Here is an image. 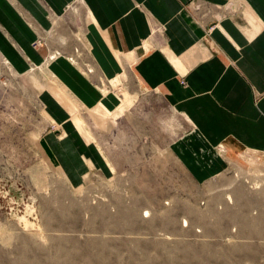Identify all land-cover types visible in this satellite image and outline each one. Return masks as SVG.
Wrapping results in <instances>:
<instances>
[{
    "label": "rangeland",
    "instance_id": "obj_1",
    "mask_svg": "<svg viewBox=\"0 0 264 264\" xmlns=\"http://www.w3.org/2000/svg\"><path fill=\"white\" fill-rule=\"evenodd\" d=\"M70 18L64 34L55 21L38 35L39 61L18 50L26 63L19 68L0 48V264H264V152L244 149L228 160L226 149L221 175L207 182L186 175L171 143L188 123L135 76L111 86L121 104L125 90L137 93L125 92L132 104L124 118L89 111L96 108L52 69L56 40L62 49L82 42V20ZM51 95L65 124L48 109ZM66 124L110 174L76 153L72 165L85 167L72 180L50 147L66 148ZM247 151L261 155L260 166L242 158Z\"/></svg>",
    "mask_w": 264,
    "mask_h": 264
},
{
    "label": "crops",
    "instance_id": "obj_2",
    "mask_svg": "<svg viewBox=\"0 0 264 264\" xmlns=\"http://www.w3.org/2000/svg\"><path fill=\"white\" fill-rule=\"evenodd\" d=\"M69 12L82 20L83 39L64 49L56 40L61 54L52 69L82 104L96 108L89 111L124 118L130 95L137 93L125 90L121 104L111 86L135 76L188 123L171 143L186 175L207 182L224 173L226 160L216 153L220 144L228 160L244 149L264 152V0H0V48L19 68L26 63L18 50L39 61L38 35L48 34L55 21L64 34ZM47 103L53 118L65 124L68 116L52 95ZM64 127L66 148L54 142L50 147L72 180L77 183L85 167L81 161L72 165L76 153L93 157L110 174L74 127Z\"/></svg>",
    "mask_w": 264,
    "mask_h": 264
},
{
    "label": "built area",
    "instance_id": "obj_3",
    "mask_svg": "<svg viewBox=\"0 0 264 264\" xmlns=\"http://www.w3.org/2000/svg\"><path fill=\"white\" fill-rule=\"evenodd\" d=\"M225 153H226V148H225V146H224V145H220L219 148H218V155H219V156H224ZM256 155L261 156L260 154L254 152V151H247V152H245L244 155H242V158H246V159H248V158L253 157V158H256V159L258 160L259 158H258V157H255Z\"/></svg>",
    "mask_w": 264,
    "mask_h": 264
},
{
    "label": "bare ground",
    "instance_id": "obj_4",
    "mask_svg": "<svg viewBox=\"0 0 264 264\" xmlns=\"http://www.w3.org/2000/svg\"><path fill=\"white\" fill-rule=\"evenodd\" d=\"M247 162H250V163H255V159H251V158H248L247 160H246Z\"/></svg>",
    "mask_w": 264,
    "mask_h": 264
}]
</instances>
